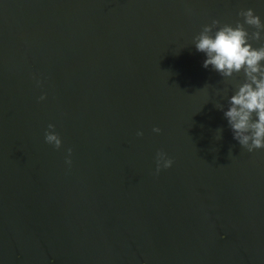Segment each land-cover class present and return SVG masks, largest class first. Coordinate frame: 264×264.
Masks as SVG:
<instances>
[{
  "label": "water",
  "instance_id": "water-1",
  "mask_svg": "<svg viewBox=\"0 0 264 264\" xmlns=\"http://www.w3.org/2000/svg\"><path fill=\"white\" fill-rule=\"evenodd\" d=\"M247 8L264 20V0H0V264H264V149L232 138L192 43Z\"/></svg>",
  "mask_w": 264,
  "mask_h": 264
},
{
  "label": "clouds",
  "instance_id": "clouds-1",
  "mask_svg": "<svg viewBox=\"0 0 264 264\" xmlns=\"http://www.w3.org/2000/svg\"><path fill=\"white\" fill-rule=\"evenodd\" d=\"M238 15L243 18L242 22L221 23L213 19L203 25L192 43L196 51L204 55L202 66L211 67L231 86L230 94L227 87L217 91L227 107L220 102L215 106L222 111L232 138L251 153L264 149V43H259L264 41V20L253 8L243 9ZM249 28L254 31L250 33ZM236 77L240 79H234ZM35 79L37 85H41L42 81L38 77ZM202 90L206 91V86ZM46 98L47 93H42L38 99L44 101ZM54 129L55 125L49 123L44 140L59 150L63 147V140ZM152 131L160 133L161 129L153 127ZM137 135L142 136L143 131L138 130ZM72 153L73 149L68 147L64 158L68 167L72 165ZM173 163L165 151L157 150L155 174L171 168Z\"/></svg>",
  "mask_w": 264,
  "mask_h": 264
}]
</instances>
